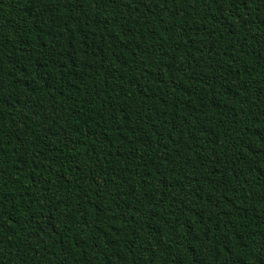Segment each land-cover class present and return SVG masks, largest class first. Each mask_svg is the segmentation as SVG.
I'll return each instance as SVG.
<instances>
[{
    "label": "trees",
    "instance_id": "obj_1",
    "mask_svg": "<svg viewBox=\"0 0 264 264\" xmlns=\"http://www.w3.org/2000/svg\"><path fill=\"white\" fill-rule=\"evenodd\" d=\"M0 264H264V0H0Z\"/></svg>",
    "mask_w": 264,
    "mask_h": 264
}]
</instances>
